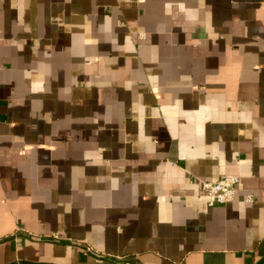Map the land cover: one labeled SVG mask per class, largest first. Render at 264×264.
<instances>
[{"label":"crops","instance_id":"0c3cea01","mask_svg":"<svg viewBox=\"0 0 264 264\" xmlns=\"http://www.w3.org/2000/svg\"><path fill=\"white\" fill-rule=\"evenodd\" d=\"M0 264H264V0H0Z\"/></svg>","mask_w":264,"mask_h":264},{"label":"built area","instance_id":"2783aa9c","mask_svg":"<svg viewBox=\"0 0 264 264\" xmlns=\"http://www.w3.org/2000/svg\"><path fill=\"white\" fill-rule=\"evenodd\" d=\"M202 189L206 192L209 205L228 204L233 201L238 190L240 177L225 176L216 181L199 179Z\"/></svg>","mask_w":264,"mask_h":264}]
</instances>
